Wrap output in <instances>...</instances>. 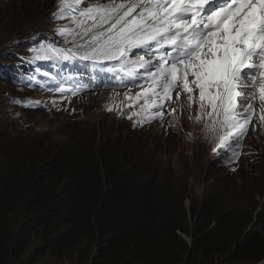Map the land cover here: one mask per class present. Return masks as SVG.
Instances as JSON below:
<instances>
[{"label":"trees","instance_id":"1","mask_svg":"<svg viewBox=\"0 0 264 264\" xmlns=\"http://www.w3.org/2000/svg\"><path fill=\"white\" fill-rule=\"evenodd\" d=\"M30 6L35 8L24 13L26 18L38 8L32 1ZM55 144L52 151L19 149L0 171V264H19L35 237L53 253L89 250L94 264L264 259L257 177L236 206L238 198L229 194H211L200 202L160 176L139 145L141 153L134 154L135 146L120 139L77 136Z\"/></svg>","mask_w":264,"mask_h":264},{"label":"snow or ice","instance_id":"2","mask_svg":"<svg viewBox=\"0 0 264 264\" xmlns=\"http://www.w3.org/2000/svg\"><path fill=\"white\" fill-rule=\"evenodd\" d=\"M53 17L73 22L56 29L71 47L40 44L33 61L112 63L121 83L143 89L134 98L142 100L136 123L163 120L173 92L177 102L184 94L196 121L233 157L257 100L264 123V0H60ZM55 91L76 90L58 83Z\"/></svg>","mask_w":264,"mask_h":264},{"label":"rangeland","instance_id":"3","mask_svg":"<svg viewBox=\"0 0 264 264\" xmlns=\"http://www.w3.org/2000/svg\"><path fill=\"white\" fill-rule=\"evenodd\" d=\"M31 1L38 8L33 17L29 14L30 17L26 18L24 13L35 8L30 6ZM102 1L91 0L92 3ZM59 3L60 0H0V38L11 34L32 35L37 29H47L60 39L55 41L56 44L60 41L65 44V38L58 35L56 29L65 25L72 26L73 22L53 17ZM67 39L71 41V36ZM105 63H108L109 73L121 79L123 74H118L112 63ZM68 73L69 70L64 69L62 74ZM86 79L88 82H82L83 78H64L61 75H58L56 81L43 78L53 86L36 87L30 100L40 110L22 112L21 108L16 107L7 119L4 118L0 99V144L8 143L7 147L0 145V171L8 163L11 154L19 149L40 147L52 151L55 143L67 144L72 137L77 136H86L92 140L120 139L123 143L135 146L134 154L141 153L137 145L143 147L141 149L147 153L149 164L160 176L167 179V182L172 179L180 194L188 191V195L200 202L211 194H229L230 198H238L232 199L235 201L232 205L236 206L246 200L252 186L250 179L255 176L258 179L254 180L257 182V193L254 195L264 207V123L258 118L259 100L255 103L256 114L238 149L239 156L221 159L228 150L218 147L220 141L206 131L204 120L196 121L197 107L193 105L190 108L184 94H181L177 102L174 93L172 101L163 108V120L154 119L141 125L136 123L141 117L133 115L142 106V100L134 99L143 90L137 86V82H111L103 73L93 77L92 84ZM58 83L76 90L75 94L72 91L63 94L55 91ZM120 85L123 87L122 93L121 88H116ZM3 86L6 85L0 84V89ZM80 87H84V90ZM114 93L117 97L121 93L118 99ZM173 108L177 111L169 115ZM129 116L132 119H128ZM253 147L257 152L251 154ZM253 157L256 158L254 161ZM261 190L263 196L259 197ZM185 205L189 208L191 199L187 198ZM91 253L88 250L86 255H82L78 249L53 253L41 238L35 237L19 264H94ZM218 264H225V261H219Z\"/></svg>","mask_w":264,"mask_h":264},{"label":"bare ground","instance_id":"4","mask_svg":"<svg viewBox=\"0 0 264 264\" xmlns=\"http://www.w3.org/2000/svg\"><path fill=\"white\" fill-rule=\"evenodd\" d=\"M4 66H6V65H4ZM7 67H8V65H7ZM90 75H91V77H94L92 74H90ZM91 84H92V81H91ZM91 84H90V85H91ZM95 85H96V84L94 83V87H95ZM163 125H164V124H163ZM90 127H91V126H90ZM89 130H90V129H89ZM89 133H90V132H89ZM133 136H134V135H133ZM133 138H134V137H133ZM40 236H41V235H40ZM42 238H43V236H42ZM41 242H42V241H41ZM40 244H41V243H40ZM31 246H33V245H31Z\"/></svg>","mask_w":264,"mask_h":264},{"label":"clouds","instance_id":"5","mask_svg":"<svg viewBox=\"0 0 264 264\" xmlns=\"http://www.w3.org/2000/svg\"><path fill=\"white\" fill-rule=\"evenodd\" d=\"M38 110H40V109H38ZM261 206H262V204H261V205L259 204V207H260V208H261ZM189 240H190V239H189Z\"/></svg>","mask_w":264,"mask_h":264}]
</instances>
